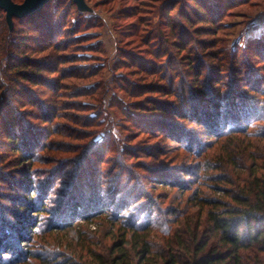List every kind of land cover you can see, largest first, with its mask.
<instances>
[{
  "label": "rangeland",
  "instance_id": "obj_1",
  "mask_svg": "<svg viewBox=\"0 0 264 264\" xmlns=\"http://www.w3.org/2000/svg\"><path fill=\"white\" fill-rule=\"evenodd\" d=\"M77 1L92 25L85 34L91 36V43L98 45L96 51H83L94 61L80 64L102 65L92 78L83 76L85 72L76 67L79 64L71 62L75 47H66L70 41L66 29L69 26L62 27V24L69 23L74 15L59 11L65 4L55 5L51 1L29 13L39 0H0V232L7 235L0 250V264H61L64 260L69 264H94L93 254L110 261L119 255L129 239L125 233L136 222L145 227L140 229L142 236L151 224L148 243L152 249L143 254L138 249L129 250L131 264H165L170 252L168 237L175 229H188L183 230V239L189 244L191 231L198 228L199 232L206 226L205 213L198 217L199 206L189 204L190 197L219 194L213 192L215 184L210 179L216 172L197 169L207 139L198 128L196 118L187 114L186 120L191 121L188 123L174 117L172 107L177 106L179 97L168 96L171 90L166 91V82H160L165 90L151 87L158 83V76L163 77L169 71L163 69L160 75L143 71L147 67V61H143L151 57V41L143 38V34L154 23L166 30L165 22L169 18L187 28L189 25L178 14H191L193 37L208 46L204 49L207 70L203 68L201 82L205 84L208 70H215L219 59L221 62L224 58L225 63L232 55L233 60L244 63L245 84L253 85L254 74L264 78V0H176L175 7L170 9L166 5L162 15L156 11L162 0ZM139 18L146 21L138 25ZM148 18L151 22H147ZM83 23L86 27L85 20ZM133 26H137L136 33H128ZM48 43H56L58 50L53 53L62 59L57 65L65 73L61 88L54 82L50 85L52 89L29 84L17 78L12 68L4 67L6 61L16 59L19 53L23 57L46 54L47 50L41 51V46ZM168 48L176 51L171 45ZM123 52H127L129 62L135 63V67L121 65ZM50 65L53 66L51 62ZM172 67L181 76L193 74L182 63ZM236 68L237 64L223 68L219 77L224 80L225 88L236 82L233 75ZM127 82L135 85L130 88ZM178 82L179 78L174 80V88ZM238 86L252 95L241 82ZM75 88H90L95 92L92 99L89 95L74 96ZM57 94L61 102L58 116L49 113ZM79 100L91 109L78 110L75 104ZM256 105L264 110V103ZM241 108L249 114L254 106L245 101ZM87 114L90 119L98 114L102 123L83 127ZM46 119L50 124H43ZM257 124L253 132L264 128V122ZM9 128L19 132V136L27 128L36 134L33 162H22L19 154L10 149L5 135ZM166 132L174 133L180 142H169ZM252 142L255 146L262 144L258 138ZM220 145L218 142L210 150H217ZM29 176L34 188L30 197L41 209H24L21 202L31 201L25 195L28 189L22 187L28 183ZM99 189L107 207L89 210L86 206ZM71 195L75 202L82 204L78 211L79 216H84L81 220L66 210ZM184 206L186 211L177 223L168 222L164 230L161 226H152L159 216L174 217ZM22 217L33 220L31 227L20 224ZM186 219L188 225H182ZM18 225L24 227L22 241ZM35 225L38 226L36 234L31 235L27 230ZM168 228L171 232L167 236ZM201 235L204 240V233ZM125 246L130 248L132 244ZM173 251L184 257L183 262L187 264L188 255L184 250Z\"/></svg>",
  "mask_w": 264,
  "mask_h": 264
},
{
  "label": "trees",
  "instance_id": "obj_2",
  "mask_svg": "<svg viewBox=\"0 0 264 264\" xmlns=\"http://www.w3.org/2000/svg\"><path fill=\"white\" fill-rule=\"evenodd\" d=\"M51 1L55 5L57 3L65 4L59 11H67L68 13L66 14L72 12L74 15L71 21L68 20L69 23L64 22L62 24V27L69 26L66 29H68L70 41L66 47L69 49L75 47L72 50L74 54L71 62L79 64L76 67L85 72V74H82L83 76L86 75L92 78L102 68V65L95 64L91 66L88 64L89 66H83L80 64L84 61H94L91 57H86L84 52L91 53L98 49V45L91 43L93 40L91 36L85 34V31L92 25L87 21L85 13L77 9V5L73 0H48L42 5L43 8L47 3L50 4ZM166 5H170V9H172L176 5V0H162L157 6L156 11L163 14ZM168 11L170 10L168 9ZM178 15L189 25L187 28L180 23H175L172 20L173 18H169L165 22V28L166 30L170 29L169 32L162 30L155 23L151 25L148 32H144L143 38L147 37V41H151V44H149V54H151L152 59L151 57H147L144 61L142 59L143 62L147 61V67L143 71L145 73L150 71L157 74L161 73L163 69L169 71L163 77L158 76V83L151 85V87L156 86L165 90V86L160 84V82H166L168 87L166 91L171 90L168 96L179 97L177 98L178 102H176L177 106L172 107L177 112H173L174 117L186 120L188 118L187 114H189L196 118L198 128L204 131L205 138L207 139L205 141L206 144L204 143L206 150L199 157L197 169L198 171L212 170L216 172L214 177L210 179L215 184L213 185V192L219 194V196L202 197L200 194H195L190 197L189 204L194 203V205L199 206L198 217L200 218L201 214L205 213L206 226L202 231L198 232V228L195 231H191L188 238L191 242L189 244L185 243L183 239L185 231L188 229H175L168 237L167 244L170 252L168 259L165 260V264H184V257L180 258L178 253L176 254L173 250H184L188 255L186 258L187 264H264V128H258L256 132L252 131L258 125L257 123L264 122V110L258 109L256 105V103H264V82H262L264 78L259 74H254V80L252 79V81H254L255 85L245 84L246 77L244 75L246 71H242L244 63L239 60H233L232 55H230L231 57L225 60V63L222 62L224 58L221 59V62H219V59L216 63V69L213 71L208 70L207 81L205 84L202 83L200 76L204 73L203 68L207 70L206 58L204 56L206 52L204 49L208 46L200 40L196 41L191 33V26L194 30L192 23L194 20L193 15H186L185 13ZM148 19L147 22H151ZM84 20L86 27H83ZM144 21H146V18H141L137 23L139 25ZM135 27L137 26H133L131 28L133 30L128 33H136ZM194 40L196 41L195 44ZM168 45H171L176 51L168 50ZM56 47H58L56 43L42 45L41 51L47 50L46 54L35 57H23L19 53L16 59L13 58L10 61H6L4 67L12 68L14 73L18 75L17 78L29 84H41L43 87L52 89L50 85L54 82L58 88H61L65 73L57 69V65L58 63H62V59L53 53V50H58ZM122 55L120 61L122 66H136L134 62V64L129 62L130 59L127 52H123ZM50 62L53 66L50 65ZM196 62L197 64H195ZM179 63L186 65L187 71H192L191 73L193 74L184 75L185 78L181 76L172 67ZM236 64L237 68L235 69V73H233L236 84L232 83L231 86L225 88V82L219 76L222 74L224 67L230 66L232 68ZM170 69H173L172 71L174 72L170 71ZM55 73L58 74L53 76ZM241 75H243L242 78H240ZM188 77H191L193 80L190 82L187 79ZM177 78H179L180 82L174 88V80L176 81ZM239 82H241L243 87H246L245 89L248 87L247 92L252 91V95L245 93L244 90L239 88ZM127 83L130 88L135 85L133 82ZM194 84L196 88H192ZM128 87L126 86V92L129 91ZM94 92L90 88H75L73 93L76 94L72 95H89L92 99ZM58 98L59 94L52 99L53 105L49 106L51 108L49 113H53L56 116L59 115V107L61 106ZM245 101L251 102L254 106V109L249 114H245L243 108H241L242 102ZM75 106L78 107V110L91 109L89 104L83 100L76 102ZM176 107L180 108L179 111L175 109ZM46 114L48 115V113ZM46 114L45 116L47 117ZM85 117L83 125L85 128L92 125L96 126V123L99 125L102 123L98 119V114L93 119H90L89 114L85 115ZM186 121L188 123L191 122L190 120ZM44 123L50 124V120L46 119L43 121ZM155 123L157 126L159 125L158 120ZM51 129L53 131L54 127ZM24 133L23 136H21L22 134L19 136V132H16L14 128H9L5 134L6 141L9 143L10 149L19 154L18 159L22 162H33L36 158L33 152L36 149L32 147L36 144V140L34 139L36 134L31 128H27ZM166 134L170 137L168 139L169 142H180L179 137L174 133L166 132ZM257 138L262 142L260 146H255L252 142V139ZM218 142L221 143L218 149L214 148L210 150ZM231 145L233 147H230ZM204 176L206 177V175ZM31 180L33 179L29 176L28 180H26L28 183L26 184L25 182L22 186L28 189L25 192V195H28V197H30V193L34 189L32 188ZM99 191L100 189L95 191L91 197L92 200L86 206L89 210H94L93 207L96 206L106 209V201L104 202L100 197ZM72 195L68 198V208L66 210L68 211L69 209L72 217L78 215L77 218L81 220L84 216H79L78 211L82 208V204L75 202ZM30 199L31 201H21L25 205L24 209H41L40 205L35 204L31 197ZM92 204L93 206H91ZM185 211L186 208L184 206L180 209L179 213L175 212L176 216L174 217L171 214H168L171 215L169 218L165 217L162 219L159 216V219L152 226H161L163 230L167 229L168 222L177 223ZM29 219L30 217H22L20 224L31 227L30 225L33 223V220ZM185 224L188 225L187 219L184 223L182 222V225ZM34 227L33 229L29 228L27 232H30L31 235L36 234L35 230H37L38 226L35 225ZM23 228L19 227V238L21 241L25 238ZM141 228L145 227L136 222L132 225L131 231L125 233V236L128 235L129 239L125 241L124 247L120 249V253L116 258H110V261H107L102 255L93 254L94 264H131L129 250L132 249H138L142 254L145 252L150 253L152 248L148 243V238L150 237V231H152L151 224L147 225V233L144 236L139 235ZM183 230L185 231L183 232ZM170 232L171 230L168 228L165 233L168 236ZM201 233H204L203 237H206L204 240L201 238ZM6 236L4 232L3 234L0 232V250L7 239ZM129 244H132L130 248L125 246ZM181 259L182 263H180ZM69 263L67 260L61 262V264Z\"/></svg>",
  "mask_w": 264,
  "mask_h": 264
},
{
  "label": "water",
  "instance_id": "obj_3",
  "mask_svg": "<svg viewBox=\"0 0 264 264\" xmlns=\"http://www.w3.org/2000/svg\"><path fill=\"white\" fill-rule=\"evenodd\" d=\"M48 0H39V2H38V4L35 6V7H33V8H31V11L29 12V13H32V12H35V11H37L38 9H40L41 8V6L44 4V3H46ZM75 3H76V5H77V9L80 11V12H83V9L81 8V5H79V2L77 1V0H73ZM2 6H4L5 7V9H7V7L4 5V3H3V5ZM1 6V7H2ZM8 10V9H7ZM84 13V12H83ZM28 14V13H27ZM25 15V14H24Z\"/></svg>",
  "mask_w": 264,
  "mask_h": 264
}]
</instances>
